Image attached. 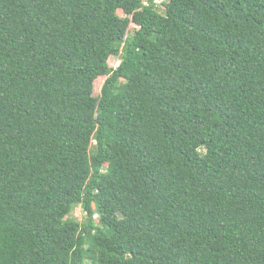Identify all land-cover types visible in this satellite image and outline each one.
<instances>
[{
	"label": "trees",
	"instance_id": "obj_1",
	"mask_svg": "<svg viewBox=\"0 0 264 264\" xmlns=\"http://www.w3.org/2000/svg\"><path fill=\"white\" fill-rule=\"evenodd\" d=\"M0 264H264V0H0Z\"/></svg>",
	"mask_w": 264,
	"mask_h": 264
},
{
	"label": "rangeland",
	"instance_id": "obj_2",
	"mask_svg": "<svg viewBox=\"0 0 264 264\" xmlns=\"http://www.w3.org/2000/svg\"><path fill=\"white\" fill-rule=\"evenodd\" d=\"M160 12L164 13V9L161 7H160ZM119 14L123 17H127V15L123 14L122 12H119ZM135 27L136 26L134 24H131L129 34H131L133 32ZM120 62H121V58L119 56H112L109 58V65L112 68H116L120 64ZM106 78L107 77H105V76H101L95 81V84H94V95L95 96L101 95L102 86H103ZM69 217L72 219H75L79 222H84L87 219L86 214L83 211L81 205H77ZM94 219L97 220L98 219L97 216H95Z\"/></svg>",
	"mask_w": 264,
	"mask_h": 264
},
{
	"label": "built area",
	"instance_id": "obj_3",
	"mask_svg": "<svg viewBox=\"0 0 264 264\" xmlns=\"http://www.w3.org/2000/svg\"><path fill=\"white\" fill-rule=\"evenodd\" d=\"M163 2H165V0H154V3L160 5L162 4ZM145 4H148L147 2H145Z\"/></svg>",
	"mask_w": 264,
	"mask_h": 264
}]
</instances>
